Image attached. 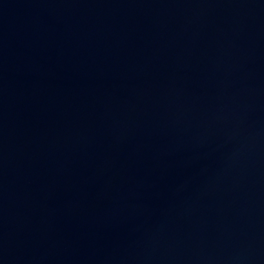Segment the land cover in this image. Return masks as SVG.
Wrapping results in <instances>:
<instances>
[{
  "label": "water",
  "instance_id": "95a60500",
  "mask_svg": "<svg viewBox=\"0 0 264 264\" xmlns=\"http://www.w3.org/2000/svg\"><path fill=\"white\" fill-rule=\"evenodd\" d=\"M0 264H264V0H0Z\"/></svg>",
  "mask_w": 264,
  "mask_h": 264
}]
</instances>
